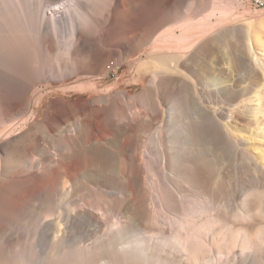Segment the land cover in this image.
Listing matches in <instances>:
<instances>
[{"label": "bare ground", "instance_id": "obj_1", "mask_svg": "<svg viewBox=\"0 0 264 264\" xmlns=\"http://www.w3.org/2000/svg\"><path fill=\"white\" fill-rule=\"evenodd\" d=\"M251 1L0 0V264H264Z\"/></svg>", "mask_w": 264, "mask_h": 264}, {"label": "rangeland", "instance_id": "obj_2", "mask_svg": "<svg viewBox=\"0 0 264 264\" xmlns=\"http://www.w3.org/2000/svg\"><path fill=\"white\" fill-rule=\"evenodd\" d=\"M46 6H49V5H46ZM250 6H251L252 11H254V9L255 10H257V9H263L264 10V0H259V1L252 0ZM261 38H262L263 44L258 45V44L253 43L252 54H253L254 62L257 65V71L259 72L258 75L264 79V30L261 33ZM117 77H120V79L118 81L121 84L120 88L121 89L123 87H128V89L131 88V95L139 93L141 91V89L147 83V80H145L144 82H141L140 84L136 85L133 81V80H135V76H133V74H132V69H130V67L126 63H124L119 68H115V69H113V71L110 72L109 77H107L104 80L103 85L105 86V85H108L110 83L115 82ZM70 81H71L70 79H65L63 82H61L59 80H53L52 84L54 87H57V86L61 85L62 83H68ZM128 84H130L131 87L128 86ZM133 84H135V85H133ZM39 86H40V83L29 91V99L30 100H34L35 91ZM263 88L264 87L261 86L257 89V91H259L260 95H261L260 96V98H261L260 103L261 104L259 103V105H261L260 108H262V110H263V113L261 114V122L264 126V96H263L264 95V89ZM55 95H58V94H55ZM81 96H82V94L77 93L76 95L69 94L65 98L68 99V98H75V97H81ZM41 108H42L41 114H43L44 111L46 110V103L42 104ZM257 140L258 141L262 140V142L264 141L263 138L262 139L257 138ZM28 145L29 146L32 145L31 140H30V143H28ZM263 148H264V145H263ZM35 154H37L36 151H35Z\"/></svg>", "mask_w": 264, "mask_h": 264}]
</instances>
